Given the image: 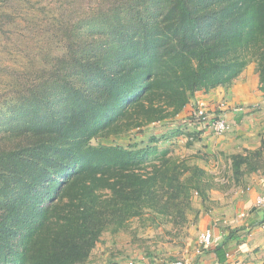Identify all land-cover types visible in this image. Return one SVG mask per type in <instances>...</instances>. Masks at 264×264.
Wrapping results in <instances>:
<instances>
[{"label": "trees", "instance_id": "1", "mask_svg": "<svg viewBox=\"0 0 264 264\" xmlns=\"http://www.w3.org/2000/svg\"><path fill=\"white\" fill-rule=\"evenodd\" d=\"M54 10L45 31L60 53L25 70L0 62L13 80L0 91V264H85L103 231L133 217L184 220L193 193L206 199L204 168L158 147L160 136L93 140L175 118L251 61L264 97V0H60ZM19 11L0 0L6 39ZM229 158L236 181L264 168V133ZM214 250L221 259L224 244Z\"/></svg>", "mask_w": 264, "mask_h": 264}, {"label": "rangeland", "instance_id": "2", "mask_svg": "<svg viewBox=\"0 0 264 264\" xmlns=\"http://www.w3.org/2000/svg\"><path fill=\"white\" fill-rule=\"evenodd\" d=\"M57 1L60 0H19L20 11L16 21L21 28L17 34L11 36V39H6L5 34H0V62L25 70L41 67L43 62L61 52L57 39L51 37V32L45 31L47 24L56 23L54 4ZM23 27L33 31V35H28ZM248 66H251L253 73H257L253 61L246 67ZM12 83L13 80L9 76L0 73V91L10 87ZM195 109L196 107L192 108V110ZM185 117L189 119V114ZM177 123H180V118L175 117L150 123L140 130L133 129L124 134L94 139L93 143L125 146L130 143L144 144L149 141L150 136L155 135L160 136L158 147H167L175 156L187 158L189 163H195L201 168L208 165L209 169L204 168V170L207 173L205 180L209 183L211 176H217L224 183L230 182L231 187H237L239 181L250 174L246 172L236 181L233 177L230 158L226 160L229 156L226 158L223 154L207 152L202 143L199 140L196 141V138L199 139V133H195L196 137L191 142L195 141L188 146L185 134L196 131H189L191 130L189 129L184 131L185 134L168 135ZM263 133L259 135V140ZM247 150L253 149L244 148L236 153H245ZM215 164H217L216 168L213 167ZM261 164H264V158L261 159ZM258 171L263 172L264 168L254 172ZM203 202L197 193H193L190 198V207L185 210L184 220L178 214L163 217L146 212L140 217L129 219L125 229L117 232L103 231L85 264H163L170 259L188 258L190 255L186 257L185 247L190 240L197 245L200 232H196V224ZM152 216H155L154 220Z\"/></svg>", "mask_w": 264, "mask_h": 264}, {"label": "crops", "instance_id": "3", "mask_svg": "<svg viewBox=\"0 0 264 264\" xmlns=\"http://www.w3.org/2000/svg\"><path fill=\"white\" fill-rule=\"evenodd\" d=\"M250 67L244 68L228 87L218 86L207 92H196L176 115L180 123L171 128L168 135L196 130L199 133L196 141L199 140L207 152L223 154L226 158L244 148H257L260 144L259 135L264 132V97L258 89V75ZM221 101L225 102L221 114L228 120L229 128L220 135H215L209 127L192 123L185 117L193 107L203 106L212 112ZM249 104L255 107L248 108ZM240 105L245 106L243 110L235 109ZM185 136L187 139V134ZM207 167L204 166L209 169ZM213 167L216 168L217 164ZM209 180L211 186L204 191L206 200L201 203L196 232L211 227L213 244L201 254H195L196 245L190 240L185 247L186 257L190 255L188 259L191 264H228L231 259H239L241 264H262L264 206H255V199L258 195L264 196V171L245 175L237 187H231L230 182L224 183L217 176H211ZM242 210L247 212V216L236 219V214ZM219 244H224L225 252L231 253L230 258L225 253L221 259L218 258L214 248Z\"/></svg>", "mask_w": 264, "mask_h": 264}, {"label": "built area", "instance_id": "4", "mask_svg": "<svg viewBox=\"0 0 264 264\" xmlns=\"http://www.w3.org/2000/svg\"><path fill=\"white\" fill-rule=\"evenodd\" d=\"M245 106H236L235 109L243 110ZM248 108L253 109L255 106L247 105ZM225 108V102L221 101L218 105L216 110L209 112L203 106L196 107L195 110H191L189 113V120L192 123H196L202 127H209L211 131L215 135H220L224 133L229 128L228 120L221 114V111ZM255 206L263 207L264 206V196L258 195L255 199ZM247 216L246 211H239L236 214V219H241ZM214 240V236L212 233L211 227H208L200 232L198 237L197 245L195 248V254H201L205 249L212 246ZM225 256L227 258L231 257L230 252H225ZM163 264H191L190 259L188 258H181L175 260H168ZM228 264H241L239 259H231Z\"/></svg>", "mask_w": 264, "mask_h": 264}]
</instances>
